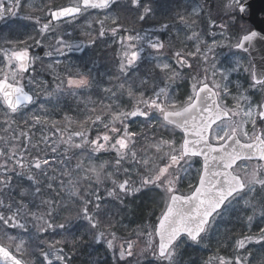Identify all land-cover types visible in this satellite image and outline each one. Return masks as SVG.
I'll return each mask as SVG.
<instances>
[{
  "label": "snow or ice",
  "instance_id": "1",
  "mask_svg": "<svg viewBox=\"0 0 264 264\" xmlns=\"http://www.w3.org/2000/svg\"><path fill=\"white\" fill-rule=\"evenodd\" d=\"M23 8V0H0V112L7 124L5 132L11 129L7 138L0 137L5 144L0 148V158H3L0 163V264H26L23 257L36 252L43 257L42 264H68L63 247L57 246L81 228L83 231L73 236L71 242L80 245L88 237L90 243H106L113 253V264H140L137 257L144 253H150L157 264H176L177 250L188 241L201 243L217 218L234 201L256 193L257 186L264 191V64L257 66L251 60L245 63L241 55H234L227 67H218L216 63L217 47H229L235 53L250 55L258 42L264 43V29L248 31L244 27L246 4L243 0H205L192 7L191 15L197 19L201 11L207 10L210 17L207 34L213 39L209 43L200 32L193 31L188 39L197 42L195 51L172 53L171 58L179 70L165 62L168 46L163 37L168 24L139 30L135 27L137 23L147 24L154 19L157 8L162 14L168 10L166 4L158 0H124L122 4L119 0H74L69 6L49 8L46 22L39 16H22ZM91 10L104 13L103 19L95 21L100 24L98 37L104 38L110 33L121 46L118 70L123 82L119 85V94L110 88L104 89L110 93L111 101L106 109L107 122L101 115L93 118L89 114L80 122L81 130L69 131L65 136L66 129L60 126V121L51 118L52 112L62 97L76 95L77 90L90 87L93 80L90 79L91 69L85 73L70 63L65 84L64 79L55 74L54 65L61 63L59 58L73 53L84 62V67L94 64L86 49L96 43V38L88 42L71 39L72 32L62 31L61 25H71L88 16ZM174 14L187 27L196 24V19L188 24L184 15ZM24 20L34 22L36 35L23 31ZM109 20L114 26L106 28L105 21ZM129 24L131 27L126 26ZM91 26L90 21L88 27ZM217 27L222 30L221 35L234 29L226 37L229 44L223 45L214 38L216 33L212 29ZM121 31L124 35H119ZM168 43L170 45L171 41ZM54 55L59 58L45 64L44 58ZM187 57L195 59L190 62ZM146 60L159 69L151 81L138 75ZM38 64L40 71L52 74L54 82L59 81L51 91H45L49 104L56 103L51 108L41 103L40 114L33 110L28 115L30 106L37 104L40 95L37 89L47 87L46 81L37 79ZM72 67L76 68L75 73ZM241 70L247 74V87L239 82L234 84L230 79L232 73ZM177 80H187L190 84V92L183 101L175 95ZM125 92L135 101L131 110L121 108ZM257 94L261 98L254 100ZM229 98L234 102L231 107L227 103ZM91 111L95 112V108ZM16 115L26 117L25 125L31 120L29 131L17 133L12 128L16 121L10 117ZM137 118H142L141 133L130 127ZM64 119L72 123L67 115ZM158 119L162 120L161 127L170 128L173 135L176 130L182 132V142L149 137L148 129ZM48 125L59 134V140H52L42 132L44 147H50L52 153H57L63 145L65 154L73 149L87 151L89 162L101 152L114 153V157L87 169H82L83 158L75 169L70 168L72 156L77 155L75 152L63 159L54 156L52 163L46 155L29 159L25 155L29 149L43 151L39 143H32L31 129ZM93 130L96 131L94 138ZM149 139L153 142L137 147L141 140ZM9 141L17 143L8 148ZM149 150L154 151L155 159L147 156ZM194 158H202L198 182L190 183L185 193L178 185L190 174ZM56 161L60 165L58 175L53 168ZM133 174L139 176L138 183L132 180ZM114 175L128 178L117 183L112 178ZM93 180L96 185L111 180L112 188L107 190V196L117 199L120 194L160 190L165 206L154 225L137 233L138 237L146 235L148 238L147 246L139 253L134 250L135 240L117 244L115 232L108 233L111 238H107V230L114 227L107 215V201L99 194L98 187L91 193L81 194V183L87 182L91 188ZM57 181L60 190L54 187ZM89 195L93 199L87 198ZM245 203L248 204V200ZM62 212L70 215L57 223ZM247 220L251 222L253 216H248ZM9 229L17 230V234H11ZM57 230H62L64 239H41L44 233L56 234ZM260 233L258 237L247 235L238 239L236 248L244 249L252 242L260 244L264 241V228ZM213 260H218V264H249L248 257L240 255L234 261L223 256L209 257L208 264Z\"/></svg>",
  "mask_w": 264,
  "mask_h": 264
},
{
  "label": "trees",
  "instance_id": "2",
  "mask_svg": "<svg viewBox=\"0 0 264 264\" xmlns=\"http://www.w3.org/2000/svg\"><path fill=\"white\" fill-rule=\"evenodd\" d=\"M158 1L159 3L166 4L168 10L162 14V11L157 8L156 16L154 19L148 21L147 24L137 23L135 25L138 30L142 27H155L160 26L164 23H181L178 15L174 14L179 13L186 17L188 24L191 23L193 19H196V29L201 33V35L208 36L207 25L209 23L210 17L207 14L206 9L202 11V15H204V17L199 16V18L197 19L196 17L191 15L189 11L190 6L181 1H178L176 5L173 4V1L176 2V0H161L162 2L160 0ZM65 3L66 0H55L53 1V3L47 5L44 11L40 9H32L26 4H24L22 12L37 15L36 12L45 13L46 9L50 7L56 8L59 6H64ZM119 3H124V0H120ZM192 6H194V3H192ZM115 7L116 6H114L113 8ZM22 23L26 25V28H24L23 31L36 35V27H33V21H22ZM111 26L114 25L111 24ZM126 26L131 27V24ZM13 27H15V25H13ZM61 27L62 31L69 32V27L65 28V25H61ZM83 29H85V31H83L85 33L84 35L81 31ZM88 29L89 28L86 27H82L81 30L79 28H73L72 30L74 31V36L71 37V39H77L88 42L89 39L96 38V43L92 44L91 47L86 49V52L95 63H89L88 67H84V62L76 59V55H69L68 57L62 58V61L59 65H54L55 73H60L61 79H64L65 84L66 74L69 71L70 63L72 65L79 66L80 70L85 73H88L89 69H91L90 79L93 80V83L90 87L77 90L76 95H66L62 97L58 102V107H56L55 110L52 112L51 118L60 121V126L66 129V132L81 130L80 122L83 121L85 116L89 114L92 115L93 118L95 117V115H101L102 117V115L107 114V108L102 109L101 104L108 106L111 101L108 99L110 93H106L104 89L110 88L119 94V85L123 82V77L119 75L118 70L119 57L121 54L120 44L114 42L113 38H111L110 33L106 35L105 39H102L98 37L99 30L96 27H94V29H91L90 31ZM119 35H124V32L121 31ZM169 41H171L170 45L168 43ZM181 42L182 41L178 38L176 40L175 34H172V38L166 40L165 44L166 46H168V52L165 56L166 60L173 62V59H171L172 53L176 52V49ZM182 52L187 51L184 50ZM53 57H55V55ZM53 57L44 58L45 64L52 63L51 61L52 59H54ZM39 69L40 65L38 64L36 74L38 80L42 82H53L52 74L42 72ZM75 71L76 68L72 67V72L75 73ZM157 73H159V70L155 68L153 64L146 60L140 66L138 75L141 78L148 79L151 81L152 78L157 75ZM124 95L127 96L126 92ZM134 104L135 101L127 96V99H123L121 108L124 110H131ZM93 108H95V112L91 111ZM32 111L33 109L27 110L28 115H31ZM37 114H40V112H37ZM65 115L71 118L72 123H69L64 119ZM25 118L26 117H21L20 115L10 117V119H14L16 121V123L12 125V128L16 129L17 133L20 130L29 131L32 122L31 120H29V124L25 125L23 123V119ZM154 124L155 123H153L152 126L148 129L149 137L155 136L156 138L162 137L164 139H167V136H170L172 138L173 136H176V133L174 135L171 133L170 128L164 129L163 127L157 126L156 128H159V131L155 128ZM130 127L132 131L141 133V120L136 123L133 122V125ZM5 128H7V124L5 123V117L3 115V112H1L0 134L4 137H8L9 133L11 132V129H9V132H5ZM31 132L33 133L32 143H39V147L43 149V151L37 152L35 149H29L30 155L29 153L25 154L29 159L32 156L39 155L41 157H44L46 155L47 158L50 159V163H52L51 158L54 156L63 159L65 155L71 156L72 152H75L77 153V155L72 156L70 160L71 169H75L77 163H80L82 158V169H87L89 167L96 166L93 163L98 159V157L92 159L91 162H89L86 159L87 151L81 152L80 150L73 149L72 152L65 154L63 150V145H61L57 153H52L50 147L45 148L42 142V132L43 135L51 137L52 140H59V134L56 133L55 128L51 127L50 125L44 128L37 126V128L31 129ZM95 135L96 131L93 130L91 133L92 138H94ZM65 136H67L66 133ZM152 142L153 141L151 139L147 141L141 140L137 147L140 148L142 145L146 146L147 144H150ZM15 143L17 142L10 141L8 146L12 147V145ZM0 145L5 146L3 140H0ZM101 154H106V156L108 157V161H111L114 157V153L101 152ZM147 156L155 159L154 151L149 150L147 152ZM0 163H3V158H0ZM53 168H55L56 174L58 175L60 171L59 161L53 163ZM106 170H108V168H106ZM48 171L51 173L53 169L50 168L48 169ZM126 178L128 177L121 175L116 176V178L114 179H116L117 182H120ZM65 180H67V178H65ZM183 185L184 180L178 185L180 191L184 190L185 186ZM54 187H56L57 190H60L58 186V181L57 184L54 185ZM80 187L82 195H84L85 193H91L95 191L98 187L99 194L104 197V199L107 201L105 205V207L109 209L107 215L111 218L112 223L114 224V227H111L107 230V238H111L108 233L115 232L117 237V244L128 239L135 240L136 248L134 250L139 253L140 249L143 248L146 235L138 237L137 233L141 231H146L149 225H154L156 223V218L160 216L162 209L165 206L161 199L160 190L157 189L155 191H150L148 189H144L140 191V193H138L136 196L132 197H130L129 195L120 194V198L117 199L114 197L107 196V190H110L112 188L111 180H105L99 185H96L95 181L93 180L91 188L88 187L87 182H82ZM64 195L67 196V193L65 192ZM87 198L93 199L91 195L87 196ZM121 200H123V203H121ZM262 202H264V200ZM43 210V208L39 209V211L41 212ZM68 215H70V213L62 212L60 218L57 220V223L63 222V218ZM71 215H74V213H71ZM76 223L79 224L81 222L77 221ZM223 224L224 226H222L221 228L222 231L219 232L216 240L210 241L204 239L202 240V245H197L188 241L185 243V245H182L176 253V264H208L209 257L219 256H223L227 259H231L234 261L237 255L241 256L240 252L237 251L236 241L238 239L244 238L247 235H253L254 232H247V225L242 221L237 220L235 216L230 217L229 220ZM101 230H104V228L102 227ZM82 231L83 229L81 228L72 235H68L65 242L57 246L63 247L64 254L66 256V259L68 260V264H107L109 262H112L113 264V253L109 251V249L106 247V243H90L88 242V237H85L86 242L80 245H74L71 242L73 236H79L80 232ZM9 232L13 235L17 234V230L9 229ZM24 235L26 238L27 234ZM41 239H64V234L62 233V230H57L56 234L44 233ZM41 247L45 246L41 245ZM202 248H205V250H202ZM248 249L249 248L247 246L242 255H247L246 253H251L252 263L256 262V264H261V261H264V248H262V246H259V248L254 253L250 252ZM23 259L26 261L27 264H42L43 262V257L38 252L26 255L23 257ZM137 259L140 260V264H157V262L154 260L150 253H144L138 256ZM55 264H58V262H55ZM211 264H218V260H213Z\"/></svg>",
  "mask_w": 264,
  "mask_h": 264
},
{
  "label": "rangeland",
  "instance_id": "3",
  "mask_svg": "<svg viewBox=\"0 0 264 264\" xmlns=\"http://www.w3.org/2000/svg\"><path fill=\"white\" fill-rule=\"evenodd\" d=\"M29 1H30L29 5L30 6H34L38 0H29ZM178 1H180V0H176V2L173 1V4L176 5V3ZM188 1L189 0H181V2H185V3H188ZM201 1H203V0H194L193 3H194V5H197V4H201L200 3ZM66 2L67 3H74V0H66ZM95 11H97V10H95ZM48 13H49V8L46 9V11L44 13V16H41V20L42 21L43 20H45V21L47 20ZM99 13H101V12H99ZM95 17L96 16H94V14H89L88 16L81 18L79 21H76V22H74L71 25H65V28L69 27L68 30L72 32V37L74 36V31L72 30L73 28H79V29H81L82 27L89 28L88 27V23L90 21L93 22L94 26L98 30H100V24L96 23L95 21L103 19L104 15H103V17H99L97 19ZM176 25H182V26L176 28ZM105 27L106 28L113 27V26H111V21L110 20L109 21H105ZM175 29H176V35L182 41L181 42L182 44L180 43V45L177 47L176 51H184L186 48L189 49V50H185L187 52L195 51V45H196L197 42L194 39L193 40L188 39V37L191 36L192 32L195 31L193 29V27L192 28L191 27H187L186 24H182V23L176 22L175 23ZM88 30L90 31L91 28H89ZM220 30L221 29L219 28V31H214L216 33V36L214 38L217 41H219L221 44L226 45V42L224 40V36H227L228 32L224 31L223 35H221V31L222 30L221 31ZM83 31H85V29L82 30V34L84 35L85 33ZM165 32L166 33L164 34L163 38H164L165 43H166V40L169 39V38H172V34L174 35V27H169ZM66 38H68V37H66ZM211 39H213V37H211V38L209 37L208 39H205V40L209 41V43H210ZM176 40H177V38H176ZM227 41L229 43V40H227ZM225 48H227V47H225ZM219 50H223L222 47H220ZM70 55H76V54L73 53V54H70ZM233 56L234 55L226 57L224 60H222L218 64V67H227V66H229V61L233 58ZM242 57L245 60V63H247V59L244 56H242ZM53 58L54 59H52L51 62H53L55 59H58L59 57L55 56ZM59 59H62V58H59ZM165 62H168V63L172 64V67L174 69L179 70L177 68V65L175 64L174 61L172 63V62H170V61L165 59ZM0 66H2V65H0ZM184 71L186 72V70H184ZM55 74H58L60 76L59 72H57ZM237 74L238 73H232L231 76H230V79L233 81V83L235 84L236 82H239V84L242 85L243 87H247L248 84L246 82L242 81L241 77L238 78ZM239 75L242 76V78H244V79L247 78V74L244 73L242 70L239 72ZM60 78H61V76H60ZM55 83H59V81H55V82L53 81L51 83L47 82L46 89H43V88H38L37 89V91L40 92L39 98L37 100V104L34 105V107L31 106V107H33V109H35L36 112H39V109L37 108L38 104L40 105L41 103H43V104L48 105L50 108L52 107V104H55L56 101H53L52 104H49V101L45 99V91H51L55 87ZM189 88H190V84L187 82V80H181V81L177 80L175 82V86H174V91H175L176 98L178 100H180V101H183L186 98L187 94H189ZM179 91H184L185 92V94H184V96L182 98L179 96V93H178ZM187 91H188V93H187ZM122 99H127V96L124 95L122 97ZM227 103H228V106L231 107V106H233L234 102H233V100L231 98H229ZM101 107H102V109L103 108H107V105L101 104ZM102 119L105 120V122H106V119H108V115L107 114L102 115ZM139 120H142V118H137V120L134 123L138 122ZM154 123H155L154 125H155V128H156L157 126H159L161 124V120L158 119ZM132 125H133V123L131 124V126ZM160 127H161V125H160ZM156 129L159 130V128H156ZM65 133L68 134V132H66V131H65ZM0 137H1V135H0ZM2 137H4V136L2 135ZM5 138H7V137H5ZM167 139L175 140L178 143H180V138H179V135L177 133H176V136H173V138L170 137V136H167ZM0 148H3V146L0 145ZM8 148H11V147H8ZM105 161H108V157L106 156V154H101L100 153V154H98V159L96 161H94L93 164L96 165V166H99V164H101V163H103ZM9 166H11V162H9ZM108 171H112V169L108 168ZM198 171H199V165L198 164L196 165L194 162H192V169L190 171V174L184 179V185L183 186H185V187H187L189 189V184L190 183L194 185L195 181L197 180ZM82 175H83V172H82ZM112 178L113 179L116 178V175H114ZM132 179L136 183L139 182V177L137 175H135V174L132 175ZM120 182H123V181H120ZM120 182L118 181L117 183H120ZM259 190H260V188H259V186H257V192L256 193L251 194V195H247L246 194L244 196V198L239 199L238 201H234L233 204L230 207L226 208L223 211V215L221 217L217 218L216 222L212 225V228L210 229V231H209V233H208V235H207V237L205 239L206 240H210V241L211 240H216L219 232L222 231L221 228H222V226H224L223 223H225L231 216H235L237 220H240L243 223H246L250 227L248 229V232H251V228H253L254 226H257V229L254 230V233H253L252 236L258 237L261 234L260 233V229L264 228V216H261V212H264V208L260 209L258 207V202L260 201V199L264 198V191H261V190L259 191ZM138 193H140V192H137L135 194H128V195L129 196H136ZM245 200H248L249 203L246 204ZM251 205H255V207H252ZM248 216H253V220L251 222H249L247 220ZM13 230H15V229H13ZM147 239H148L147 236H145V242H144L143 248H145L147 246ZM260 243L264 244V241H261ZM183 245H185V243ZM200 245H202V242L200 243ZM256 245H258V244H256L255 242H252V243L246 244V247L248 246V248H249L248 250L250 252L254 253L258 248L250 247V246H256ZM260 246H262V245H260ZM246 247L244 249H237V251H239L240 254L242 255L243 252L245 251ZM202 250H205V248H202ZM109 251H111V250H109ZM246 254H247L246 256L248 257V261H249L252 255H251V253H246ZM241 257H244V256L242 255ZM175 258H176V256H175ZM107 264H112V262H109Z\"/></svg>",
  "mask_w": 264,
  "mask_h": 264
},
{
  "label": "water",
  "instance_id": "4",
  "mask_svg": "<svg viewBox=\"0 0 264 264\" xmlns=\"http://www.w3.org/2000/svg\"><path fill=\"white\" fill-rule=\"evenodd\" d=\"M245 4L246 9H249L248 21L254 30L264 29V0H249ZM249 56L257 66L264 64V43L258 42L255 50L251 51ZM200 159L202 161V158Z\"/></svg>",
  "mask_w": 264,
  "mask_h": 264
},
{
  "label": "flooded vegetation",
  "instance_id": "5",
  "mask_svg": "<svg viewBox=\"0 0 264 264\" xmlns=\"http://www.w3.org/2000/svg\"><path fill=\"white\" fill-rule=\"evenodd\" d=\"M221 51H222V50H221ZM240 77H241L242 81H244V82H246V83L248 82V81H247V78L244 79V78H242V76H238V78H240ZM247 84H248V83H247ZM233 91H235V89H233ZM260 98H261V97H259L258 94H257V96H254V97H253L254 100H258V99H260Z\"/></svg>",
  "mask_w": 264,
  "mask_h": 264
}]
</instances>
